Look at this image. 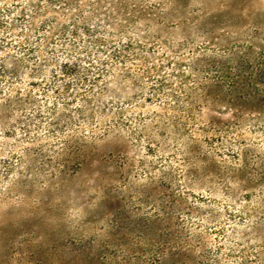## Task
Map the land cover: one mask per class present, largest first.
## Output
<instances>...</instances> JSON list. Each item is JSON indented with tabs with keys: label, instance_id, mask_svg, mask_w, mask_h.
Instances as JSON below:
<instances>
[{
	"label": "rangeland",
	"instance_id": "rangeland-1",
	"mask_svg": "<svg viewBox=\"0 0 264 264\" xmlns=\"http://www.w3.org/2000/svg\"><path fill=\"white\" fill-rule=\"evenodd\" d=\"M0 264H264V0H0Z\"/></svg>",
	"mask_w": 264,
	"mask_h": 264
}]
</instances>
